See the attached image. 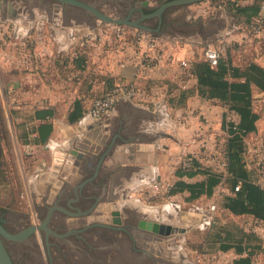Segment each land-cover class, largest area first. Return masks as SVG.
<instances>
[{
	"label": "crops",
	"instance_id": "obj_1",
	"mask_svg": "<svg viewBox=\"0 0 264 264\" xmlns=\"http://www.w3.org/2000/svg\"><path fill=\"white\" fill-rule=\"evenodd\" d=\"M75 1L97 10L95 3ZM116 1L119 3V15H127L138 2ZM249 2L245 0L242 3ZM8 3H11V8ZM180 7L183 6L167 8L164 13H160V17L145 20L141 24L150 29L147 33L162 40L166 53L175 60L172 67H161L141 74L133 66L132 55L116 57L106 49L100 52L91 48L85 53V61L76 66L71 64L70 59L76 52L72 36L81 29L93 28L99 23H96L98 19L88 10L57 0H0V25L8 33L7 39L0 36V108L5 105V100L8 104H12L15 98L21 101L12 110L16 116L28 119L23 125L24 131H21L22 137L26 139L25 145L37 151L41 149L43 153L49 150L53 154L63 155L59 166V178L63 181L59 197L68 191L72 193L73 200L80 193L79 189L83 188L82 195L86 199L83 202L84 209L77 212L65 210L62 205L54 203L46 205L40 222L46 220L53 207L58 211L50 214L51 217L55 216V226L67 225L73 231L93 228L85 233L92 244L98 243L108 249L115 246L116 251L121 253L120 248L130 246L134 255L125 259L127 263L132 260L139 263L151 260L150 264H190L191 258L184 255L186 251L182 245L176 252L167 241L166 246L159 248L153 239H148L152 234L144 232V239L136 240L133 232H143L137 228L140 221L178 229H182L180 226L183 225L192 227V223L181 222L179 219L169 220L167 217L157 221L153 217L147 218L149 220L139 219L129 226V223H125L124 215L130 212L134 216L137 213L152 216L151 209L157 210L158 206L145 204L146 194H155L156 189L162 186H173L177 180L175 165L182 154L196 157L203 167L215 165V147L211 144L212 137L221 129L223 107L197 94L196 80L190 69L202 60L206 47L219 40L240 41L248 36L246 25L244 29L233 26L230 30L219 24L208 27L203 23H188L182 16L177 17L171 13L172 9ZM214 33L216 42L205 44V38ZM24 41L29 44L23 50L21 45ZM243 54L244 57L234 59V63L242 64L251 60L264 68V52L254 56L252 53ZM22 58L27 62L23 64ZM179 64L190 68V72L184 73L178 67ZM127 83H134L138 89L139 94L135 100L118 101L109 114L99 119L89 116L87 110L92 98L112 86ZM180 95L185 102L172 108L169 100L177 99ZM253 95L255 99L260 96L264 103V93L254 90ZM75 106L82 116L76 122L69 123V116L75 112ZM47 111L52 114L47 119L52 130L45 144L41 145L35 143L39 140L36 126L40 123L35 119V114ZM12 125L16 127L13 118ZM257 130L263 141L264 127H257ZM203 179L197 176L184 180L194 183ZM187 196L184 193L170 197L176 202L182 199V203H185ZM213 200L216 197L207 201L210 204ZM179 204L168 205L166 210H179ZM209 204L203 209L193 203L194 211L199 210L202 216V220H194V224L200 223L197 224L200 227L204 225L203 218L207 216ZM114 205L119 207L117 211L121 213L119 225L109 224L104 217L106 212L113 210L111 207ZM70 209L78 208L73 206ZM101 215L104 218L101 223L93 222L92 217ZM130 215L128 213V218L134 219ZM98 225L119 229V233H113L112 239L110 230L104 233L101 228H97ZM43 226L46 228V223ZM124 233L128 235L126 240ZM101 234L107 241L102 239ZM138 244L148 248L143 247L140 251L137 249ZM154 251H164V257L154 256L151 254ZM175 255L180 256L179 259ZM122 258L119 256V262Z\"/></svg>",
	"mask_w": 264,
	"mask_h": 264
},
{
	"label": "rangeland",
	"instance_id": "obj_2",
	"mask_svg": "<svg viewBox=\"0 0 264 264\" xmlns=\"http://www.w3.org/2000/svg\"><path fill=\"white\" fill-rule=\"evenodd\" d=\"M11 1V0H8ZM91 4H97V10L103 13L105 16L116 19L119 15V3L116 0H85ZM137 4H134L135 8L140 10H153L163 3H166L168 0H137ZM143 1V3H142ZM219 0H206L196 4L183 6L180 8H175L171 10V13H175L177 17H183L188 23H203L208 27H216L218 24L223 25L224 28L229 27V29H233L232 27L237 28H245V25L242 21L237 20L233 16V12L230 11V6H228V1L231 0H221V2H225V4H221V8H217V3ZM235 1V0H233ZM243 1V0H241ZM227 2V3H226ZM216 3V4H215ZM94 4V5H95ZM140 4V5H139ZM213 9V10H211ZM167 15V13L165 14ZM169 15V14H168ZM167 15V16H168ZM166 16V17H167ZM153 20V18L151 19ZM150 20V21H151ZM103 22L101 20H97L96 23ZM143 22H141L142 24ZM224 30V29H223ZM216 32V31H215ZM217 34V33H216ZM237 34V31H236ZM215 33L209 34L205 38V44H212L216 41L214 40ZM238 41V40H233ZM251 47L247 49H243L242 46H238L234 49H231V55L233 59H238L244 57L245 53H251ZM257 52H260L259 47L254 48ZM250 51V52H249ZM254 51V54H257ZM264 52V51H263ZM263 52L261 54H263ZM253 53V52H252ZM62 60V57H61ZM12 86V85H11ZM3 96H6V91L4 90ZM5 98H3L4 100ZM21 101L18 98H15V101L12 104H8L7 100H5V105L0 108V211L4 212V219L7 220V223H19L21 225L23 221H26L30 225H37L40 222L42 217V212L44 210V206L52 205L57 201L60 192L62 191V179L59 178L61 174H59L60 169L59 166L61 164V160L63 159V155L60 153H52L48 150V153H43L41 149H31L29 146L25 145L26 139L22 137V132L24 131L23 125L28 121L27 117H18L14 113V108H16ZM222 107V105H221ZM6 108V109H5ZM255 111L260 115L261 119L257 122V127H264V103L257 102L255 103ZM13 111V112H12ZM227 113L223 108V114ZM15 122V126L12 125ZM227 120L232 121L236 120V117L233 114L227 113ZM202 120H199L201 122ZM17 123V124H16ZM221 127V126H220ZM17 134V135H16ZM170 135V134H168ZM38 155V157H37ZM251 158V159H249ZM247 157V162L250 167H253L252 164L254 161L252 157ZM175 168L177 166L175 165ZM38 172V173H37ZM41 174L39 177L37 175ZM225 189V188H224ZM226 190V189H225ZM220 193V190H219ZM61 202L63 201V196L59 197ZM169 201L176 202L173 197L166 198L164 192H162V188L159 187L156 189L155 194H146L145 204L149 206H158L157 210L151 209L152 216L143 215L141 213H137L134 216L130 212H125V223H129V226L135 224L139 219H155L162 220L163 217L169 218V220H177L179 219L181 222L186 221L188 224L192 223V227L180 226L184 230V233H178L175 238L171 236L172 239H164V242L159 246L157 243V247L162 248V246H166L165 241H167L172 248L175 249V252L178 251V247L182 245L183 250H185L186 256L190 259V264H231L233 255L232 253H223L218 251L219 242L214 238L217 232H221V237H224L223 229H228L232 232V225L242 226L244 229H249L252 224L247 223L245 219H238L230 216L225 211L221 210V202L219 196L216 197V200L212 202H216V211L212 215L213 220L210 225L199 226L200 223H195L194 220L200 222L201 213L200 211H194V204H197L200 208L205 209L206 204H209L206 198H199L190 203H182V199H178L177 204L181 205L179 210L172 209L166 210V206L171 205ZM197 202V203H196ZM211 202V201H210ZM113 210L105 213V219L108 220L109 224L119 225V223L115 222V220L119 221V218L122 219L121 213L119 210L117 211V205H114ZM115 208V209H114ZM155 210V211H154ZM168 211L171 214H167ZM128 213L130 217L128 218ZM154 215V216H153ZM120 216V217H119ZM127 216V217H126ZM179 217V218H178ZM96 218V219H95ZM136 218V219H135ZM55 219V216L53 217ZM93 222L97 224L103 221L102 217L95 216L92 217ZM147 219V220H149ZM199 219V220H198ZM164 220V219H163ZM92 221V220H91ZM165 224V223H164ZM194 224V225H193ZM199 224V225H197ZM10 230H14V227H9ZM264 231V229H263ZM113 235V232H110ZM142 233L139 232L135 238L136 240H143ZM124 239L126 240V233ZM147 235V234H146ZM152 236V235H151ZM38 237V233H35L34 238ZM148 238V237H147ZM153 237H149L148 239L152 240ZM180 240L182 244H180ZM108 243V242H107ZM128 244V242H127ZM138 250L142 251L141 248L147 247L146 245H137ZM103 247V246H102ZM148 248V247H147ZM108 249V248H107ZM146 249V248H144ZM10 251V259L13 264H34L33 258H23L18 251L13 250ZM121 252L116 251L115 246L109 247L107 250V254L104 253L105 259L102 264H126L125 259L127 257H132L133 250L130 246L120 248ZM124 251V252H123ZM155 252V253H154ZM151 254L154 256H158L160 258L164 257V251L160 255H157V251H154ZM136 254V253H135ZM102 255V254H99ZM183 255V256H184ZM199 256L200 259H195L194 257ZM119 256H122V260L119 262ZM166 256H168L166 254ZM191 256V257H190ZM174 257L178 258L180 256L175 255ZM132 259V258H131ZM179 259V258H178ZM193 259V260H192ZM95 263L94 257L92 258V264H99L101 260L99 258L96 259ZM201 260V261H200ZM145 260L142 263L150 264L151 260ZM138 261L132 260V262H128L127 264H142ZM254 264H264V248L255 258Z\"/></svg>",
	"mask_w": 264,
	"mask_h": 264
},
{
	"label": "trees",
	"instance_id": "obj_3",
	"mask_svg": "<svg viewBox=\"0 0 264 264\" xmlns=\"http://www.w3.org/2000/svg\"><path fill=\"white\" fill-rule=\"evenodd\" d=\"M243 1H228V6L233 12V16L238 18L237 20L242 19V23L244 22V25L247 26L249 35L251 23L258 21L264 26V17L261 15L264 0H249L250 2L247 4L242 3ZM216 3L217 5L225 4L221 0ZM258 47L260 52L254 49L255 46H252L253 56L255 55L254 51L257 53L264 51V41L259 42ZM90 50L91 48L76 49V58L70 59L71 64L76 66L85 61L87 56L85 53ZM231 52L232 50H228L226 57L221 58L215 66H211L202 59L197 61L191 69V74L196 80L197 94L205 100L223 105L227 113L236 117V120L229 121L227 113L222 115L221 130L226 135L224 171L217 172L210 167H203L198 161H194L193 168L188 171H182L177 167L175 168L177 180L171 187L169 195L186 193L188 196L185 198V202L187 203L199 198L212 200L219 196L221 210L230 216L238 219L243 218L249 224L264 222V189L257 183L256 173L247 168L246 155V139L249 136H258L257 122L261 117L254 108L257 100L253 98V91L264 93V68L251 60L236 64ZM65 61L66 59H64ZM110 88L92 98L91 102ZM184 102L185 99L182 95L177 99L169 100L172 108ZM75 105L78 107L77 102ZM76 106L75 112L73 111L69 116V123L76 122L82 116ZM51 115L49 111L35 114V119L40 122L36 126L39 140L35 143L45 144L52 130L51 123L47 122V119L52 117ZM197 176H202L204 179L194 183L184 180ZM236 186H239L237 192L234 191ZM232 226L234 232L228 229L222 230L224 237H221V232L216 233L214 238L219 242L218 251L232 252L235 257L231 264H253L254 258L263 251L264 242L251 230L243 229L238 224Z\"/></svg>",
	"mask_w": 264,
	"mask_h": 264
},
{
	"label": "built area",
	"instance_id": "obj_4",
	"mask_svg": "<svg viewBox=\"0 0 264 264\" xmlns=\"http://www.w3.org/2000/svg\"><path fill=\"white\" fill-rule=\"evenodd\" d=\"M217 8L220 9L221 5H217ZM263 10L264 4L262 6L261 13ZM6 30L5 27L0 25V36L2 39L8 38ZM263 34L264 26L261 25V22L256 21L251 23L249 25V35L246 38H243L240 41L219 40L216 44L205 48L202 59L208 62L211 66H215L221 58L226 57L228 50L234 49L238 46H242L244 50L251 46L258 47L256 44L264 41ZM72 40L76 47L75 49L95 48L100 52H103L104 49H106V51L112 54V56H120L123 58L126 55H132L133 66L141 74L149 73L150 71L161 67H172L175 65L174 58L166 53L164 43L161 39L150 35L144 30L125 25L99 22L93 28L81 29L77 31L72 36ZM27 44L29 43L24 41L21 48L24 50L25 46L28 47ZM24 56L25 55L23 54V57ZM72 58H76L75 52ZM21 60L23 61V64L27 62L24 58ZM120 64L122 67L124 66V64ZM178 67L181 68L184 73L187 71L190 72L191 70L190 68L187 69V66L183 64H179ZM138 94V89L134 83L115 85L105 91L102 95L93 99L87 112L90 117L99 119L109 114L114 109L118 101L122 99L135 100L138 97ZM255 100L262 103L260 96ZM222 107L225 109L223 105ZM218 131L219 132L215 133L212 137L211 144L215 147L213 152L215 153L217 160L214 166L209 167L217 172H223L226 165L224 156V143L226 135L221 129ZM260 139L262 140L260 136H249V138L246 139V155L248 158L249 156L252 157V160L254 161L252 164L253 167H250L247 162V168L256 173V176L258 177L257 183L264 189V148L263 141ZM194 161H197L196 157L189 154H182L178 159L176 166L181 168L182 171H188L193 168ZM161 188L166 198H170L171 195H169V191L171 190V187L162 186ZM238 190L239 186H236L234 191L237 192ZM169 202L172 205H178L176 202ZM215 211L216 202H211L206 209L207 216L203 218L204 225H210L213 220L212 215ZM251 224L252 226L246 230H251L264 242V222H254ZM234 257L235 256L233 255L232 260ZM196 259L198 260L200 257L197 255Z\"/></svg>",
	"mask_w": 264,
	"mask_h": 264
},
{
	"label": "flooded vegetation",
	"instance_id": "obj_5",
	"mask_svg": "<svg viewBox=\"0 0 264 264\" xmlns=\"http://www.w3.org/2000/svg\"><path fill=\"white\" fill-rule=\"evenodd\" d=\"M173 0H168L170 2ZM166 2V3H167ZM165 4V3H163ZM161 6V5H160ZM159 8V7H158ZM153 10H143L145 15L152 14L157 9ZM163 10L161 13H164ZM164 15V14H163ZM128 15L120 14L116 16V19L119 18H127ZM131 20L137 21L140 17L139 13H134L131 15ZM80 193L75 197L71 196V192H63V201L61 202L60 198L54 202L55 205H62L63 208L69 209L71 211L77 212L79 209H84L85 204L83 203L86 199L83 198L82 191L83 188L79 189ZM84 192V191H83ZM76 206L78 209H70L71 207ZM55 207V206H54ZM51 211L49 213V218L46 221L47 227L42 226L38 230L33 231L29 235L25 237H18L17 235L22 231L26 230L30 226L39 227L42 225L41 222H38L37 225H30L27 220L20 223H7V220L4 219V212L0 211V226L11 236H17L18 239L8 240L0 236V239L3 242L5 250L10 258V249L17 250L20 253L19 261L23 258H33L34 264H92V258L94 257L95 263L97 262V258L101 260L99 264H102L105 259L104 253L107 254V248L101 247V245L92 244L88 236L85 235L87 231H91L93 228H83L77 231H73L69 229L66 225L64 227L55 226L57 221L50 216L57 209L51 207ZM58 212V211H57ZM61 214L62 211L60 210ZM66 215V213H65ZM54 220V222H53ZM9 227H14V230H10ZM63 228V229H60ZM96 228V227H95ZM101 228V231L104 233H109L107 228ZM111 230L112 229H108ZM114 231V232H113ZM113 233H119V229L112 230ZM121 232V230H120ZM35 233H38V237L34 238ZM102 235V234H101ZM103 236V235H102ZM110 237L113 239L112 234L110 233ZM105 241L107 238L103 236ZM110 239V238H108ZM111 241V239H110ZM113 241V240H112ZM102 254V255H99ZM11 260V259H10ZM12 263V260H11ZM13 264V263H12Z\"/></svg>",
	"mask_w": 264,
	"mask_h": 264
},
{
	"label": "water",
	"instance_id": "obj_6",
	"mask_svg": "<svg viewBox=\"0 0 264 264\" xmlns=\"http://www.w3.org/2000/svg\"><path fill=\"white\" fill-rule=\"evenodd\" d=\"M57 1H60L62 3L63 2L69 3V4L75 5L77 7L84 8V9L88 10L89 12H91L97 19L103 21L104 23L115 24V25H125L128 27L137 28V29H141L144 31H149L150 29L141 25V22L148 20V19H152L154 17H160V13L167 8L176 7V6H188V5L196 4V3L206 1V0H173V1L167 2L165 4H162L157 9V11H155L152 14H148V15H145L142 12V10H140L138 8H132L131 10L128 11L127 18H119V19H113V18L107 17L104 14L97 11L93 6L85 5V4L78 2V1H75V0H57ZM8 6H9V8H11V3H8ZM54 9H58V8L55 7ZM136 12L139 13L140 17L137 21L132 22L131 21V15L136 13ZM261 15L264 17V10L262 11ZM253 97H254V95H253ZM127 150L131 151L130 148H128ZM48 218H49V214L41 226H39V227L30 226L26 230L19 233L17 236L22 238V237L29 235L33 231L38 230L43 225H45ZM200 219L202 220V216ZM115 222L119 223V221H117V220H115ZM98 227H104V228L112 229V230L116 229V228L104 226V225H98ZM137 228L140 231L152 234L153 242L158 243L159 246L164 242V239L169 238V237L174 236V235H177L178 233H184L183 229H178V228L171 227L168 225L153 224L151 222L146 223L143 221L138 222ZM137 232H139V231L135 230L133 232V235L136 236L138 234ZM0 236H2L5 239H8V240L18 239L17 236L9 235L1 226H0ZM157 254H159V253H157ZM0 264H12L1 239H0Z\"/></svg>",
	"mask_w": 264,
	"mask_h": 264
},
{
	"label": "bare ground",
	"instance_id": "obj_7",
	"mask_svg": "<svg viewBox=\"0 0 264 264\" xmlns=\"http://www.w3.org/2000/svg\"><path fill=\"white\" fill-rule=\"evenodd\" d=\"M104 216V215H103ZM100 217H102V215L100 216ZM103 218V217H102Z\"/></svg>",
	"mask_w": 264,
	"mask_h": 264
}]
</instances>
